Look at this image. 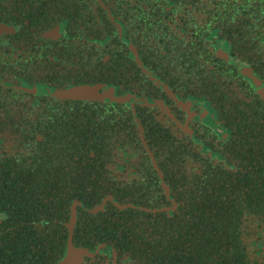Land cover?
<instances>
[{
    "label": "flooded vegetation",
    "instance_id": "flooded-vegetation-1",
    "mask_svg": "<svg viewBox=\"0 0 264 264\" xmlns=\"http://www.w3.org/2000/svg\"><path fill=\"white\" fill-rule=\"evenodd\" d=\"M0 24V159L39 153L40 124L82 125L87 136L115 142L104 170L111 182L137 185L144 180L136 164L141 155L131 149L122 154L117 142L122 109L138 121V104L153 107L161 123L199 144L195 127L229 135L218 107L248 101L252 91L264 102L247 76L264 83V0H0ZM73 88L83 91L61 95ZM141 90L157 96L145 99ZM195 150L216 158L205 146Z\"/></svg>",
    "mask_w": 264,
    "mask_h": 264
},
{
    "label": "trees",
    "instance_id": "trees-1",
    "mask_svg": "<svg viewBox=\"0 0 264 264\" xmlns=\"http://www.w3.org/2000/svg\"><path fill=\"white\" fill-rule=\"evenodd\" d=\"M252 92L248 101L217 108L227 137L195 127L199 144L161 123L153 107L138 104V121L122 109L117 142L122 154L131 149L141 155L136 164L144 180L137 185L114 184L104 171L114 156L113 139L87 136L82 125L40 124L39 153L0 159V211L6 214L0 264H57L67 250L72 201L93 208L106 195L112 199L102 210L77 206L74 245L99 249L82 264H111L113 251L116 264H264V102ZM145 144L176 207L159 184ZM203 146L216 158L195 150ZM113 199L131 205L118 207Z\"/></svg>",
    "mask_w": 264,
    "mask_h": 264
},
{
    "label": "water",
    "instance_id": "water-1",
    "mask_svg": "<svg viewBox=\"0 0 264 264\" xmlns=\"http://www.w3.org/2000/svg\"><path fill=\"white\" fill-rule=\"evenodd\" d=\"M0 30H2V24H0ZM247 76L252 80L256 89L264 96V83L250 74H248ZM82 91H83L82 88H73L69 90L68 92L61 93V95L72 97V96H77ZM120 99H124V98H120ZM141 139L142 141L144 140L143 135H141ZM154 165L157 167V164L155 162H154ZM166 190L168 191L167 186H166ZM106 201H107V197H105L103 201L97 207L91 209V211L94 212L96 210L104 209ZM117 205L119 207L126 206L125 204L124 205L117 204ZM127 205H131V204H127ZM144 209L150 210V208L148 207H144ZM4 218H5V213L0 211V222L4 220ZM76 218H77V207H76V202H73L71 206L70 220L68 223L69 234H68V239H67V251H66L64 258L58 264H81L84 255H92L91 250L84 248V247H78L74 245L73 243V228H74V222L76 221ZM114 258H116L115 253H114ZM114 263L115 262H113V264Z\"/></svg>",
    "mask_w": 264,
    "mask_h": 264
}]
</instances>
